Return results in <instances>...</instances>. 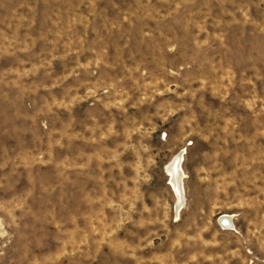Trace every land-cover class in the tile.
<instances>
[{
    "label": "rangeland",
    "instance_id": "374dc122",
    "mask_svg": "<svg viewBox=\"0 0 264 264\" xmlns=\"http://www.w3.org/2000/svg\"><path fill=\"white\" fill-rule=\"evenodd\" d=\"M0 264H264V0H0Z\"/></svg>",
    "mask_w": 264,
    "mask_h": 264
},
{
    "label": "bare ground",
    "instance_id": "6f19581e",
    "mask_svg": "<svg viewBox=\"0 0 264 264\" xmlns=\"http://www.w3.org/2000/svg\"><path fill=\"white\" fill-rule=\"evenodd\" d=\"M182 155L178 154L176 157H174L173 161L167 166V175L170 177V185L173 189V191L176 194L177 197V207L176 209L179 211L182 207V205L184 204V195H183V185H182V172H181V168H180V164L182 161ZM230 220V218H228V215H224L223 217H221V220ZM227 223L231 222L229 221Z\"/></svg>",
    "mask_w": 264,
    "mask_h": 264
},
{
    "label": "built area",
    "instance_id": "2783aa9c",
    "mask_svg": "<svg viewBox=\"0 0 264 264\" xmlns=\"http://www.w3.org/2000/svg\"><path fill=\"white\" fill-rule=\"evenodd\" d=\"M222 217H223V216H222ZM228 218H230L229 221H230L231 224H232V217L228 215ZM221 221H222V223H223V224H222V227H224V228H227L228 225L230 224V223H227V221H228L227 219H226V220H221ZM229 221H228V222H229ZM227 229H228V228H227Z\"/></svg>",
    "mask_w": 264,
    "mask_h": 264
}]
</instances>
